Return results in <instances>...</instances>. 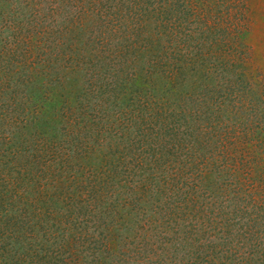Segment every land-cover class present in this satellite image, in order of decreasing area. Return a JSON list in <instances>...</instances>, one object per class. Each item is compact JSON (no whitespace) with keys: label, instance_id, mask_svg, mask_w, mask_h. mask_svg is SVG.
Segmentation results:
<instances>
[{"label":"rangeland","instance_id":"1","mask_svg":"<svg viewBox=\"0 0 264 264\" xmlns=\"http://www.w3.org/2000/svg\"><path fill=\"white\" fill-rule=\"evenodd\" d=\"M101 9L124 14L106 43L92 40ZM127 70L150 90H115ZM0 72V264H264V0H0ZM190 91L204 122L175 146L123 122L156 95L167 138ZM158 176L165 206L140 182Z\"/></svg>","mask_w":264,"mask_h":264},{"label":"trees","instance_id":"2","mask_svg":"<svg viewBox=\"0 0 264 264\" xmlns=\"http://www.w3.org/2000/svg\"><path fill=\"white\" fill-rule=\"evenodd\" d=\"M79 1H81V0H79ZM6 2H8V0H6ZM103 7L104 8H107L105 5ZM84 10L85 9H83V7H82L81 8V13H79L77 17H73L71 19V22H70L72 25H73V22H74V24H76L75 26L73 25L72 26V30H70V32L73 34L71 36V38L74 37V36H76V41H77V38H78V34L84 35V33L86 31V27H87V25H86V19L89 17V14L86 13V12H84ZM106 12H108V13H106ZM123 17H124V14L117 15V14H115V12L110 11L109 9H106V11H102V9H101L100 12H99V14H97V16H96V19H97L95 21L96 27H95V29H93V32H92V35L96 39H92V37H91V39L92 40H97V41H99V43H106L104 40L107 38V36L109 34H111L110 33L111 31H114V30H116L118 28V24H119V22L123 21ZM125 18H127V17H125ZM41 25H42V22L40 21V26ZM6 27H7L6 28V30H7V29H9L11 27V25L8 24ZM39 28L40 27H37V30ZM109 29H111V31ZM3 40H2L3 42L2 41L1 42L5 46H7V47H17L16 44H15V42L12 41L11 37H10V39L5 38ZM71 44H73V42H71ZM123 44L125 45V43H123ZM105 48H108L109 49V54H110V52L112 53L111 46H109V45L107 47H101L100 52H102V49L104 50ZM71 51H74V50H71ZM14 52H15V49H10L8 51L6 49V51H4L3 54H1V57L4 60L7 58L6 59L7 60V63H9L11 61V57L13 56V53ZM100 52L98 50H95L94 52L91 50L89 52V54H92L91 61H93V63H95V62L97 63L98 62L99 64H102V62H105L104 59H103L104 57L101 56ZM67 54L70 55V53H67ZM81 56L83 57L84 54H81ZM65 69L66 70H70V72H71L72 65L65 66ZM13 70H14V66L12 67V71ZM82 70H84L83 63L77 62V70L76 69H73L72 70V71H74V73H77L76 81H81L82 79H85V76H84L85 72L82 71ZM94 70H93V76L95 77L96 76V71H94ZM80 71H82V72H80ZM3 74L4 73H1L0 72V80H3L4 79L2 77ZM26 76L27 75H25V77ZM132 76L133 75H129L128 74V70H127V73H124L123 72L122 77L119 78V82H116L115 81V87H114L115 90H116V88H118V86H120L126 92L128 90L129 93L131 95H133V97L137 93H139V92L142 93V90L143 89L150 90V89H148L146 87H143V86L139 87L137 85V79L133 78ZM179 76H180V74H178L177 78H179ZM27 83L29 84L30 81L27 80ZM7 84H9V86H11L10 83H7ZM147 85L148 84H146V86ZM142 96L144 97V101H143L142 105H140V104L138 105L137 104L138 105V112L136 114H135V112H131V113L127 112V113H125L126 111L121 110V111H123V113L121 115L124 116L123 122H131V123L134 122L135 125H137V127L140 128L141 132H143L142 137L143 138H146V139L149 138V146H150V142L153 141L154 139H159L160 142H164V144H169V145L175 146L176 143L179 141L180 137L183 135L182 133H184L186 130L190 131V128L191 129H194L195 120L197 118L201 119V121L204 122L203 118L199 115V113L197 112V110L195 109V107L192 104L191 99H193V92L190 91V104H191L190 107L188 106L186 110L183 109L184 112L181 111V113L182 114L184 113V114L181 117H178L177 118V121L174 120V129L173 128L172 129L171 128L166 129L167 132L172 131L173 133L172 134H169L167 138H164L162 135L161 136L159 135V133L161 132L162 128H164V127H162L163 122L166 120V118H164V115L161 114V111L162 110H161L160 106H158L160 104V102H156L157 100H154L153 99L156 95L155 96H150V94H145V95H142ZM138 99L139 98H133L132 104L138 102ZM77 100H79V102H80V108L82 110V117L81 118H83L84 116H86V115L89 114L88 111H87L88 104H87V102H86V100L84 99L83 96H80L79 95L77 97ZM99 103L100 102H98L97 105H96L97 107H96L95 116H99L102 119H105V116L102 115V114H105V111L102 108L99 109V107H100ZM43 106H46V104L44 102H42V110H44L43 109ZM42 110L37 109V113H38L39 116H41L43 113H45ZM187 110H188V112H187ZM119 112H118V114H119ZM196 115H199V117H196ZM72 120H75V118L72 119ZM97 123L100 124V119L98 120ZM26 124L27 123H24V126ZM157 126H160V127H157ZM22 134H23V131H21V130H19L18 132L16 131L15 133L11 132V135H13L16 140H19L20 139V136ZM58 148H59L58 143H55L54 142V145H53V148H52V154L54 155V157H56L57 154L59 153ZM144 148L145 147H143V150H144ZM93 152L94 151H92V150L87 151L86 150V147H85V154H86V156L88 154H92ZM223 153H224L223 154L224 155V158L225 157L226 158H229L233 152L232 151H229L228 149H225V150L223 149ZM41 155H43V153H41ZM150 162H151L150 160H146L147 165ZM192 164L193 163H190V165H192ZM57 174L58 175H62V171L57 172ZM173 176H176V175H172L170 178L167 179V180H170L171 179V181L170 182L167 181L166 182V186H168L169 188H171L173 190V194H174V193H176V191H178L176 187H177V184H178L179 179H177L178 178L177 176H176L177 178H173ZM159 177L160 176L157 177V179L155 181L156 182V185H154V186L152 185V186H148L147 187L146 184H144V177H143V179H141L140 182L145 186L146 191H149L151 189L155 190V193H156V196H157V203H155L156 206L159 205V204H160V206H165L166 204H169V201H168V198H165L164 199V193H166V189L163 188V185L159 181L161 177L160 178ZM200 178L201 179H206L207 177H206V175H203L202 174L200 176ZM57 180L59 182L60 181L61 182H64L62 179H57ZM59 185H62V184H59ZM198 185H197V187H198ZM192 187H195V186L190 185V189H192ZM197 187L196 188H193V189H197ZM175 188H176V191H174ZM146 195H147V192L143 196L140 195V196H137L136 199L133 198L134 199V203L132 205L133 208L136 209L138 207L137 200L140 201V199H145L146 198ZM188 199H190V195H189V198ZM122 204H124L126 206V203L125 202H122ZM191 242L196 243L195 241H191ZM199 249H201V247ZM102 264H105V261H102Z\"/></svg>","mask_w":264,"mask_h":264}]
</instances>
